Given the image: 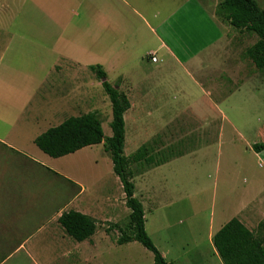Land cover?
<instances>
[{
  "label": "crops",
  "instance_id": "obj_1",
  "mask_svg": "<svg viewBox=\"0 0 264 264\" xmlns=\"http://www.w3.org/2000/svg\"><path fill=\"white\" fill-rule=\"evenodd\" d=\"M216 5L218 0H0V157H13L18 167L15 173L6 171L8 165L0 169V181L13 184L0 192V247L10 246L12 238L18 245L3 255V262L25 256L52 264H101L109 252L120 248V234L109 225L126 230L121 220L125 194L105 145L54 159L37 147L36 140L71 118L96 111L91 97L97 67L107 78L113 73L127 97H142L138 104L145 108L146 103L154 119H158V97H187L182 83L175 80L180 72L192 79L200 97L241 94L263 72L245 57L258 41L252 33L234 32L222 23ZM220 53L233 63L231 67L219 69ZM131 63L146 82L130 76ZM183 116L154 125L161 153L168 154L187 139ZM218 123L205 120L198 132L204 139L215 128L221 143L225 125L235 127L225 113ZM255 145L249 147L253 152ZM168 161H154L142 176L147 188L141 201L137 199L150 212L166 201V185L156 170L168 166ZM102 162L108 166L104 175ZM114 187L117 195L112 193ZM54 204L58 210L52 223L30 232L31 213L42 214ZM252 204L245 199L234 219L245 225L253 215ZM71 211L97 222L93 238L76 243L66 234L59 219ZM129 216L130 212L128 222ZM221 228L210 234L212 244ZM161 253L168 261V254ZM214 254L219 257L215 248Z\"/></svg>",
  "mask_w": 264,
  "mask_h": 264
},
{
  "label": "rangeland",
  "instance_id": "obj_2",
  "mask_svg": "<svg viewBox=\"0 0 264 264\" xmlns=\"http://www.w3.org/2000/svg\"><path fill=\"white\" fill-rule=\"evenodd\" d=\"M255 1L264 9V0ZM221 2L222 0H218L216 14ZM230 29L234 32L238 31L234 28ZM224 30H227L225 26ZM252 35L257 41L259 40L256 34L252 33ZM217 57L219 69L233 65L221 53ZM130 66L132 69L130 76L141 83L146 82V76L144 78L140 70L135 69L134 64L131 63ZM195 72L198 76H202L199 71ZM114 76L111 73L107 78V82L112 86L117 85ZM260 76L253 81L254 83L248 84L241 94H236L234 97L209 98L200 97L192 79L180 72L175 80L182 83L187 97H158L159 110L156 112L158 119L149 115L153 113L154 116V111H151L146 103H144L145 108L142 107L143 105L140 107L138 103L142 97H137L136 94L128 97L133 106L127 112L125 157L133 158L144 147L156 162L163 163L170 160L168 166L156 170V174L166 185L165 187L163 184L167 191L166 201L163 206L152 212L147 205H144L147 233L158 250L168 254V262L223 264L214 254L210 234L213 232L215 234L224 224L234 219L233 213L240 209L245 199L253 203L249 210L253 215L244 221L245 225L256 236H262L264 233V152L263 155L257 156L249 149L250 145L253 146L255 143L264 144V72ZM94 77L91 100L92 108L94 107L96 111L92 113L99 115L105 137L110 138L113 134L111 102L101 85L102 81L95 73ZM137 87L135 89L138 91L142 84ZM233 88L231 87L230 90ZM223 113L228 116L235 128L225 125L221 143L218 142V134L213 131L215 128L210 129L207 138L203 139V135L198 131L203 127L204 121L220 123ZM180 114L184 115L182 120L188 131L183 136L187 139L169 150L168 154L161 153L155 143L158 138H155L152 130L158 124H165L170 119L173 121L174 116ZM6 159L0 157V169L3 170L5 167L2 166L8 165L5 170L15 173L18 168L16 159L13 157ZM148 166L146 162L133 164L135 197L140 201L141 196L145 194L144 189L147 188L142 176ZM101 170L103 175L106 174L107 164H104ZM46 180L59 184L49 178ZM11 186H13L11 181H0V192L9 191ZM69 193L74 192L70 190ZM112 193L114 195L119 193L116 187L112 188ZM124 204L125 213L121 220L122 223L126 222L129 230L127 219L130 211L128 212L125 199ZM57 210L58 206L54 204L46 206L42 214L36 211L31 213L30 232H36L42 224L48 227ZM18 223L16 222L17 225ZM14 233L12 231V234ZM16 241V238H12L10 246L4 247V250L0 247V264H52L31 261L25 256H16L12 260L3 262L1 259L4 258V254L18 248ZM109 249L111 250L112 246H109ZM101 264H154V256L141 244L132 243L109 252L108 258Z\"/></svg>",
  "mask_w": 264,
  "mask_h": 264
},
{
  "label": "trees",
  "instance_id": "obj_3",
  "mask_svg": "<svg viewBox=\"0 0 264 264\" xmlns=\"http://www.w3.org/2000/svg\"><path fill=\"white\" fill-rule=\"evenodd\" d=\"M217 16L240 32L258 36V42L247 50L245 56L257 70L264 72V9L255 0H222ZM93 72L102 81L111 102L112 137H105L102 121L98 114L93 113L71 118L61 126L50 129L36 140V145L49 157L59 159L104 144L112 160L114 174L123 186L126 206L130 211L129 230L127 227L124 230L118 225H109L120 234L118 244L139 243L153 254L154 264H174L163 257L147 233L144 207L135 197L133 164H151L155 159L144 147L133 158L125 157V114L131 108L130 100L120 92L119 85L112 86L107 82V75L100 67L94 68ZM253 150L257 154L263 153L264 145H255ZM59 223L76 243L90 240L99 229L94 219L73 211L64 213ZM213 245L223 264H264V233L256 236L238 219L231 220L221 228L213 238Z\"/></svg>",
  "mask_w": 264,
  "mask_h": 264
},
{
  "label": "built area",
  "instance_id": "obj_4",
  "mask_svg": "<svg viewBox=\"0 0 264 264\" xmlns=\"http://www.w3.org/2000/svg\"><path fill=\"white\" fill-rule=\"evenodd\" d=\"M152 61H153V63H157V59L156 58H153Z\"/></svg>",
  "mask_w": 264,
  "mask_h": 264
}]
</instances>
